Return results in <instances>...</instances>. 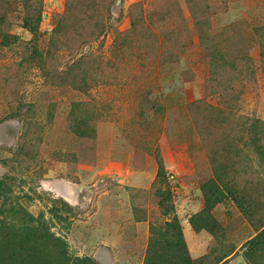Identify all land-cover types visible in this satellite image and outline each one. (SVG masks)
<instances>
[{"label": "rangeland", "instance_id": "374dc122", "mask_svg": "<svg viewBox=\"0 0 264 264\" xmlns=\"http://www.w3.org/2000/svg\"><path fill=\"white\" fill-rule=\"evenodd\" d=\"M1 183L36 264H264V0H0Z\"/></svg>", "mask_w": 264, "mask_h": 264}, {"label": "trees", "instance_id": "16d2710c", "mask_svg": "<svg viewBox=\"0 0 264 264\" xmlns=\"http://www.w3.org/2000/svg\"><path fill=\"white\" fill-rule=\"evenodd\" d=\"M4 183L0 184V196L4 197ZM8 204L5 203L4 208H0V243H3V247L0 246L1 252L7 255L9 259H13L15 262L19 264H36L40 260V254L44 251V248L47 247V241L49 244L55 241H58L56 238H52L49 236L42 227H39L38 223L32 219V216L29 212L24 210L20 205H16L12 201L6 198ZM173 223V225H172ZM172 223H166V227L172 229L173 235L171 233V239L174 237V241L171 244L180 245L183 247V241L181 238V232L179 231V227L177 221L174 219ZM43 231V235L41 234ZM261 237V234L257 235L254 240L258 241ZM255 241L250 243L252 248L254 247V251L246 254L251 256L257 250L255 248ZM45 242V243H44ZM51 245V244H50ZM54 245V244H52ZM51 247H54L52 246ZM64 246V245H63ZM56 247H60L61 249V259L67 261V264H88L86 258H67L66 252L62 251V244L56 245ZM184 248V247H183ZM175 263H167V264H191L189 259L186 256H181ZM145 264H158L154 258L151 257L146 259Z\"/></svg>", "mask_w": 264, "mask_h": 264}]
</instances>
